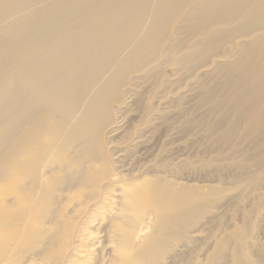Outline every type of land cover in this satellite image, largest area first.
<instances>
[{"label": "bare ground", "instance_id": "obj_1", "mask_svg": "<svg viewBox=\"0 0 264 264\" xmlns=\"http://www.w3.org/2000/svg\"><path fill=\"white\" fill-rule=\"evenodd\" d=\"M192 4L206 30L244 11L264 29L262 0H0V264L150 263L156 243L134 249L148 227L132 232L131 213L177 209L192 188L148 163L162 136L137 124L134 86ZM246 45L229 99L243 114L264 93V32Z\"/></svg>", "mask_w": 264, "mask_h": 264}, {"label": "rangeland", "instance_id": "obj_2", "mask_svg": "<svg viewBox=\"0 0 264 264\" xmlns=\"http://www.w3.org/2000/svg\"><path fill=\"white\" fill-rule=\"evenodd\" d=\"M193 5L174 23L157 67L142 73L145 86H134L143 102L137 124L151 129L154 139L162 136L148 163L192 189L177 209L138 203L130 230L148 228L133 247L155 241L147 264H264V122L254 126L263 120L264 93L244 102V114L229 107L239 79L232 65L264 29L249 32L251 15L244 11L206 30L186 19ZM135 111L131 107L127 120ZM156 116L165 121L161 133L152 127ZM130 136L125 132L123 139Z\"/></svg>", "mask_w": 264, "mask_h": 264}]
</instances>
